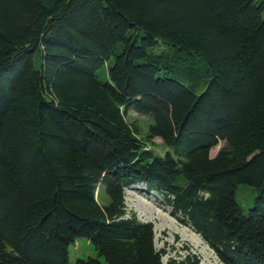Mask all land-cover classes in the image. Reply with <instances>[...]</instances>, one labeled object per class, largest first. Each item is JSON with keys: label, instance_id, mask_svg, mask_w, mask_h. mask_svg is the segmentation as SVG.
I'll use <instances>...</instances> for the list:
<instances>
[{"label": "trees", "instance_id": "trees-1", "mask_svg": "<svg viewBox=\"0 0 264 264\" xmlns=\"http://www.w3.org/2000/svg\"><path fill=\"white\" fill-rule=\"evenodd\" d=\"M136 185L224 264H264V0H0V264H70L79 238L103 260L75 264H198L163 263Z\"/></svg>", "mask_w": 264, "mask_h": 264}, {"label": "rangeland", "instance_id": "rangeland-1", "mask_svg": "<svg viewBox=\"0 0 264 264\" xmlns=\"http://www.w3.org/2000/svg\"><path fill=\"white\" fill-rule=\"evenodd\" d=\"M160 49L164 48L160 47ZM107 71L106 66L98 72L99 80L102 82L108 80ZM127 121L130 124H135L142 136L147 134L153 124L149 116L140 115L135 111L128 112ZM152 143L151 147L157 154L164 155L168 151L160 138L154 139ZM226 146L225 142H221L211 151V156L215 157ZM234 152L239 153V150L236 149ZM256 195L257 192L254 188L247 185L239 186L237 201L245 212L252 208ZM97 198L101 204L108 202L102 187L97 192ZM125 202L129 214H135L140 221L153 225L155 249L163 253V263H167L171 259L185 260L190 257L195 258L198 264H224L215 250L195 231L192 225L185 222L182 215L173 213L172 207L166 203L163 195L157 192H147L145 185H136L125 191ZM192 234L198 236L201 242L193 241ZM89 258H100L94 245L85 238L77 239L69 248V263L75 264L80 259L87 260Z\"/></svg>", "mask_w": 264, "mask_h": 264}, {"label": "bare ground", "instance_id": "bare-ground-1", "mask_svg": "<svg viewBox=\"0 0 264 264\" xmlns=\"http://www.w3.org/2000/svg\"><path fill=\"white\" fill-rule=\"evenodd\" d=\"M192 235L194 236L193 241H195L196 243L201 242V239L198 236H196L195 234H192Z\"/></svg>", "mask_w": 264, "mask_h": 264}]
</instances>
